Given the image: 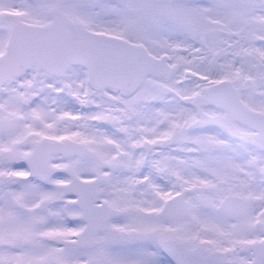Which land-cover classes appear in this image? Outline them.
<instances>
[{"label": "snow or ice", "instance_id": "snow-or-ice-1", "mask_svg": "<svg viewBox=\"0 0 264 264\" xmlns=\"http://www.w3.org/2000/svg\"><path fill=\"white\" fill-rule=\"evenodd\" d=\"M0 264H264V0H0Z\"/></svg>", "mask_w": 264, "mask_h": 264}]
</instances>
